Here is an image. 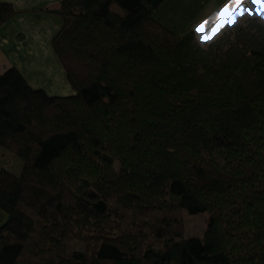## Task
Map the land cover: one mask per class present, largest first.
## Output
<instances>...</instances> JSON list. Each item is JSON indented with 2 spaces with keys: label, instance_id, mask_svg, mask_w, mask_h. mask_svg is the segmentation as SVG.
Wrapping results in <instances>:
<instances>
[{
  "label": "trees",
  "instance_id": "trees-1",
  "mask_svg": "<svg viewBox=\"0 0 264 264\" xmlns=\"http://www.w3.org/2000/svg\"><path fill=\"white\" fill-rule=\"evenodd\" d=\"M47 12L74 93L0 74V148L23 164L0 168V264H264V21L204 45L145 0ZM185 212L209 213L204 238Z\"/></svg>",
  "mask_w": 264,
  "mask_h": 264
},
{
  "label": "crops",
  "instance_id": "crops-1",
  "mask_svg": "<svg viewBox=\"0 0 264 264\" xmlns=\"http://www.w3.org/2000/svg\"><path fill=\"white\" fill-rule=\"evenodd\" d=\"M60 1L0 0V4H11L17 12L5 23H0V74L15 67L33 88L43 89L50 96L74 93L52 44L63 20L55 13L47 12L57 9ZM224 3L225 0H145L153 17L178 36L193 30L194 25L218 11ZM246 6L252 7L251 0ZM239 20L231 19L230 13H226L220 26H230ZM220 26L213 28L209 25L213 36L221 32ZM1 149L0 154L3 155ZM8 218L9 215L0 208V226Z\"/></svg>",
  "mask_w": 264,
  "mask_h": 264
},
{
  "label": "snow or ice",
  "instance_id": "snow-or-ice-1",
  "mask_svg": "<svg viewBox=\"0 0 264 264\" xmlns=\"http://www.w3.org/2000/svg\"><path fill=\"white\" fill-rule=\"evenodd\" d=\"M248 0H225V3L219 8L218 11L214 12L211 16L200 21L199 24L194 25V33L200 35L201 37L211 33L209 31V25L213 28L221 25L222 17L226 13H230L231 19L239 20L243 16L259 17L264 20V0H251L252 7H247ZM229 25L220 26L219 30L222 31L223 27ZM203 28V32L201 29ZM201 39V43H206Z\"/></svg>",
  "mask_w": 264,
  "mask_h": 264
},
{
  "label": "rangeland",
  "instance_id": "rangeland-1",
  "mask_svg": "<svg viewBox=\"0 0 264 264\" xmlns=\"http://www.w3.org/2000/svg\"><path fill=\"white\" fill-rule=\"evenodd\" d=\"M114 9L118 10L117 7H115ZM246 17H249V16H245L244 18L240 19V21L244 20ZM209 31L211 33L210 36L205 35L201 37L200 35H197L200 43H201V39H203L204 41H208V42L211 41V39H213V37H215V35L218 33L217 32L213 36L214 34V33L212 34L213 29H209ZM208 42L201 43V44L206 45L208 44ZM3 152H4L3 155L0 154V168L1 167L7 168L11 170L13 173H15L17 176H19L22 172V167H23L22 162L20 161V159H18L17 157H14L12 154L4 150ZM184 220H185V238L187 239L188 238H204L207 228H208L209 213L190 215L189 213L185 212ZM76 248L79 250L83 249V245L77 244Z\"/></svg>",
  "mask_w": 264,
  "mask_h": 264
},
{
  "label": "bare ground",
  "instance_id": "bare-ground-1",
  "mask_svg": "<svg viewBox=\"0 0 264 264\" xmlns=\"http://www.w3.org/2000/svg\"><path fill=\"white\" fill-rule=\"evenodd\" d=\"M215 31V30H214ZM214 33V32H213Z\"/></svg>",
  "mask_w": 264,
  "mask_h": 264
}]
</instances>
